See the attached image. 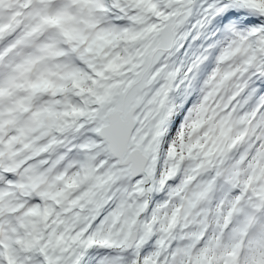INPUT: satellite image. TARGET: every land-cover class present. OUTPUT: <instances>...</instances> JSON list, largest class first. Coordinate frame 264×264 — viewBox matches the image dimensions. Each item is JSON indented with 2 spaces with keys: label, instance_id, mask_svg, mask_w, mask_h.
<instances>
[{
  "label": "snow or ice",
  "instance_id": "1",
  "mask_svg": "<svg viewBox=\"0 0 264 264\" xmlns=\"http://www.w3.org/2000/svg\"><path fill=\"white\" fill-rule=\"evenodd\" d=\"M0 264H264V0H0Z\"/></svg>",
  "mask_w": 264,
  "mask_h": 264
}]
</instances>
